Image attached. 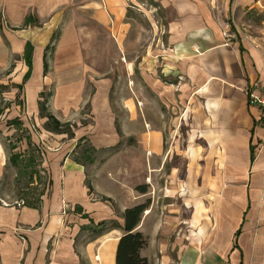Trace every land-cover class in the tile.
<instances>
[{
	"label": "crops",
	"instance_id": "obj_1",
	"mask_svg": "<svg viewBox=\"0 0 264 264\" xmlns=\"http://www.w3.org/2000/svg\"><path fill=\"white\" fill-rule=\"evenodd\" d=\"M160 3L172 14L167 47L142 59L139 85L127 59L128 0H0V99L13 95L0 118L11 108L7 126L40 129L41 141L29 137L48 181L37 207L0 197V264H116L122 216L144 203L135 231L148 238L149 264H264V114L245 93H264V29L250 35V21L242 29L229 18L264 14V0ZM114 53L129 77L123 89L94 64ZM8 149L0 140V181ZM177 150L183 178L175 167L151 185ZM132 169L140 176L129 183ZM157 189L179 200L169 220L167 205L155 208ZM180 225L184 240L170 255L160 238Z\"/></svg>",
	"mask_w": 264,
	"mask_h": 264
},
{
	"label": "rangeland",
	"instance_id": "obj_2",
	"mask_svg": "<svg viewBox=\"0 0 264 264\" xmlns=\"http://www.w3.org/2000/svg\"><path fill=\"white\" fill-rule=\"evenodd\" d=\"M211 1H214V3L216 4L214 5V8L215 7L218 8L222 4V3L219 4V2H223L224 0H211ZM128 2H129V7H131L130 10L131 12H133L134 16L130 20L131 26H132V31H131L132 41H130L127 46V49H128L127 59L132 60L133 66L135 67L132 78L136 79L135 84L138 83L140 85V82L137 80L138 79L137 77L139 76V72H140L139 65L142 63L143 58L149 59V61L152 60L151 54L148 53V51H151V49H155L157 47L162 48L164 46L167 47L166 46V23H167V20L170 18V15L172 16V14L168 8H163V5H161L160 3L161 0H128ZM229 18H231L232 20H235V22L242 29L246 26V23L250 21V25H253L252 28L248 29V34L250 35L256 36L262 33V29H264V14L260 15L255 11H251L248 13L239 11L238 13L235 14L234 17L229 16ZM224 35L226 37L227 35L226 32L224 33ZM227 43H229V41H227ZM113 50L115 49L113 48ZM147 53L149 55H147ZM123 59L124 57L122 56L119 57L117 54L114 53L111 57L101 58V62H99V64H97L98 61L96 63L94 62V64L96 65V68L101 70L100 75H103V76L106 75L107 77L109 76L114 77L115 78L114 82L118 84L119 87L122 89L124 86H129L128 75L126 74L125 71H122L121 68L119 67L120 66L119 64L123 62L122 61ZM115 68H118V69H115ZM135 69L137 71H135ZM9 91L10 92L5 94V96H7L6 98L4 97V99L3 98L0 99V112L9 106V99L11 98V96H13L11 93V89ZM49 93H50L49 91L46 92L47 95ZM145 96L147 95L145 94ZM43 99H47V98L44 97ZM20 107L21 109L18 108L20 111V116L18 117L23 118L25 114L24 112L25 110L22 108L24 106L21 105ZM15 116L16 115H13V111L10 108V110L7 113V117L0 118V120H2L0 122V140H3L6 147L11 148L12 146H16L17 148H19L18 150H20V151L17 150V152L24 154L25 151L26 152L28 151L27 148H32L31 144L30 143L28 144V142L31 141L29 137V135L32 137L31 132L34 135V140L38 139L39 141H41L39 135H41L42 132L37 127L34 128L33 127L34 123L30 121H29L30 124L26 123L27 125L25 126L27 127L21 128L20 126L21 124L19 125V123L18 125L17 123H15L16 127H14V125L7 126V122H8L7 120H11L15 118ZM25 128H28V129H25ZM182 134H184L185 136L184 128H183ZM6 138L8 139L9 142L6 140ZM182 139H183V135H182ZM45 140L46 139H44V142ZM166 141L169 142L168 139ZM123 142H126V140L123 139ZM39 146L42 148L43 147L42 143L39 144ZM85 147L87 148L88 146H85ZM177 149L184 151V148H177ZM179 150H177V153H175L174 151V154H172L171 156L170 163L166 166V168L163 170L160 176H157L156 178H153L152 181H150L151 185L155 184L156 186H158L159 183L160 185L164 184L167 179V175H169L173 171L172 169L175 167L178 168L180 171L179 177L183 178L184 157L183 155H181V151ZM7 152L9 154L10 151H7ZM176 154H179V156ZM27 159H29V157L25 158L26 161ZM36 164L38 165V161L36 162ZM34 167H35V170L38 171L37 166H34ZM130 171L132 172V174L128 177L129 178L128 180H129V183H134L136 182L134 178L140 176L139 169H132ZM18 175L19 174L17 173L16 169L12 167L7 168L6 176L9 179V181L3 186L2 185L0 186V189H1L0 197H2L6 201L5 202L6 204L16 202L18 198L17 197L18 191L21 190L22 188L25 190V185H27L28 183V179H22L20 182L21 184L17 183ZM149 180L151 179L149 178ZM177 183H178V180H177ZM160 192L161 191L157 189L156 195H153L152 197L156 204L155 208L160 209L159 207H163V205H167L165 206V208L160 209V213L162 212V215H165L169 220L171 214L174 213L173 210L177 208L179 200L177 197L174 200H170V199L164 200L161 198ZM147 200L148 199H146L145 202H147ZM19 204H23V202ZM167 226L171 227L172 225L171 223H167ZM182 227H183L182 225L177 226V227L173 226L171 231L168 230L169 232H168L167 238L164 237V235H162V238H160L161 243L164 241L168 242L169 247L167 249V252L170 255H172L171 252L174 250V245L172 244H175L176 240L178 239L184 240V237H183L184 231ZM87 236L89 235L87 234ZM171 245L173 247H171ZM173 264H177L176 260H174Z\"/></svg>",
	"mask_w": 264,
	"mask_h": 264
},
{
	"label": "trees",
	"instance_id": "obj_3",
	"mask_svg": "<svg viewBox=\"0 0 264 264\" xmlns=\"http://www.w3.org/2000/svg\"><path fill=\"white\" fill-rule=\"evenodd\" d=\"M131 8L128 9L127 17H131ZM33 48L27 46L25 52V59L28 66H31V55ZM41 114L45 115L47 113L46 101L40 103ZM1 113V112H0ZM49 121L52 123V130L55 132L62 131L61 126L57 123L52 116H49ZM14 123H19L14 121ZM30 141L28 142V144ZM32 148L26 154H14L12 153L17 147L12 146L8 150L9 159L7 167L5 170V175L0 181V186L6 184L9 179L6 176V171L8 167H12L17 170L18 180L17 183L21 184L22 179H28L27 185H25V190L22 188L18 191V200L23 202V204L31 207H37L40 203V199L43 196L47 187V177L43 175L41 170V154L35 146L30 143ZM89 151H85L87 154ZM27 161L25 158H28ZM38 161V165L36 162ZM37 166V170L35 167ZM137 192L145 194L147 193L146 187L139 186L136 188ZM1 191V189H0ZM148 207L147 203L137 205L135 207L127 209L122 218L124 221V234L119 240L117 254H116V264H149L148 260L141 256V251L145 249L148 245V238L142 233L135 231L138 227L141 218ZM114 226V225H113ZM117 227V226H115Z\"/></svg>",
	"mask_w": 264,
	"mask_h": 264
},
{
	"label": "built area",
	"instance_id": "obj_4",
	"mask_svg": "<svg viewBox=\"0 0 264 264\" xmlns=\"http://www.w3.org/2000/svg\"><path fill=\"white\" fill-rule=\"evenodd\" d=\"M226 34V37L230 43L229 39L231 38V36L228 35V32ZM229 43H226V45H228ZM245 93L249 97L250 104L256 106L259 109L260 114H264V93H262L261 95H257L250 88H247L245 90Z\"/></svg>",
	"mask_w": 264,
	"mask_h": 264
}]
</instances>
